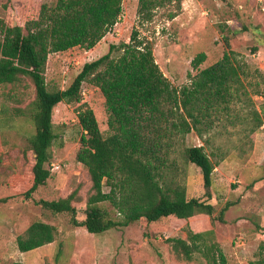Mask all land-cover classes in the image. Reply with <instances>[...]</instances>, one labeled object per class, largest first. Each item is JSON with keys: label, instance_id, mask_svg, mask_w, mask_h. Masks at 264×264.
I'll use <instances>...</instances> for the list:
<instances>
[{"label": "rangeland", "instance_id": "374dc122", "mask_svg": "<svg viewBox=\"0 0 264 264\" xmlns=\"http://www.w3.org/2000/svg\"><path fill=\"white\" fill-rule=\"evenodd\" d=\"M56 1L0 0V17L13 25L20 16L9 5H26L31 8L26 15L34 16L39 2L52 5ZM138 6L139 0H124L119 22L93 49L75 47L51 54L45 74L48 90L68 89L86 63L106 55L112 45L128 43L134 28L151 42L156 63L175 87L190 83L200 70L229 53L249 72L243 77L245 102L234 104L231 112L234 124L222 116V123L217 122L203 140L195 132L186 137V146H203L216 164L212 199L205 198L203 176L195 165L177 157L178 170L167 172L171 177L175 173L177 181L186 186L188 199L207 200L216 212L191 220L169 217L151 224L141 221L94 235L74 226L70 214L45 209L41 202L58 201L78 190L81 199L73 205L82 222L87 199L93 194L88 171L76 160L81 147V104L68 102L58 104L53 112L56 139L46 164L51 176L31 198H25L33 182L34 156L27 147L35 129L28 112L36 92L28 79H22L18 84L0 85V186H7L15 195L0 204V264H205L199 253L194 254L192 262L179 260L167 240H187L189 231L210 230L227 264H251L264 257V126L251 132L253 112L263 114L264 107V0H181V4L157 9L153 20L144 23L138 17ZM202 54L206 60L199 69L193 68V61ZM82 100L95 112L103 135L109 136L108 113L100 89L85 82ZM227 204L230 208L220 222L219 212ZM99 206L111 218L120 219L109 202ZM35 222L54 226L56 240L21 253L17 238Z\"/></svg>", "mask_w": 264, "mask_h": 264}, {"label": "trees", "instance_id": "16d2710c", "mask_svg": "<svg viewBox=\"0 0 264 264\" xmlns=\"http://www.w3.org/2000/svg\"><path fill=\"white\" fill-rule=\"evenodd\" d=\"M123 2H39L34 16L26 15L31 9L26 5H9L20 16L16 24L9 25L0 17V85L28 79L36 92L28 112L35 129L27 147L34 156L33 182L24 196L31 198L51 176L46 164L56 139L55 107L62 102L81 104V147L76 160L88 171L93 190L87 199L86 218L82 222L77 219L73 203L81 199L78 190L41 205L54 214H70L74 226L94 235L141 221L151 224L162 218L191 220L214 215L216 208L207 200L212 199L216 164L203 146H186V137L195 132L203 140L217 122L222 123V116L233 125L231 112L234 104L245 102L243 77L249 75L227 53L216 64L200 70L190 83L175 87L156 63L151 42L134 28L128 43L112 45L106 55L86 63L68 89L49 91L45 77L49 56L75 47H96L119 22ZM169 4H181V0H139L140 22L152 21L154 12ZM205 60L204 54L198 56L193 68L199 69ZM85 82L99 88L105 98L110 130L107 137L99 128L95 112L82 104ZM252 120L251 132L255 133L264 126V107L263 114L253 112ZM177 157L200 169L207 200L188 199L186 186L177 181L175 173L172 177L167 174L178 170ZM9 191L7 186H0V204L15 198ZM105 202L117 211L119 220L99 206ZM229 208L227 204L219 212L220 222H224ZM56 236L54 226L35 222L17 238V247L21 253H28L55 242ZM167 242L179 260L192 262L194 254L199 253L205 264H227L211 230L189 231L187 240L170 238ZM251 264H264V257Z\"/></svg>", "mask_w": 264, "mask_h": 264}]
</instances>
